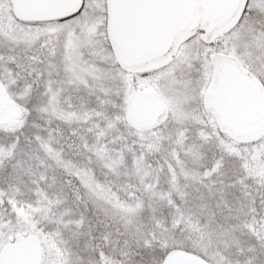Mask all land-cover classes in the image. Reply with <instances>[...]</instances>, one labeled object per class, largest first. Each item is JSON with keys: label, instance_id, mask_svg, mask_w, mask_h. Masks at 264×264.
Here are the masks:
<instances>
[{"label": "snow or ice", "instance_id": "obj_1", "mask_svg": "<svg viewBox=\"0 0 264 264\" xmlns=\"http://www.w3.org/2000/svg\"><path fill=\"white\" fill-rule=\"evenodd\" d=\"M0 264H264V0H0Z\"/></svg>", "mask_w": 264, "mask_h": 264}]
</instances>
